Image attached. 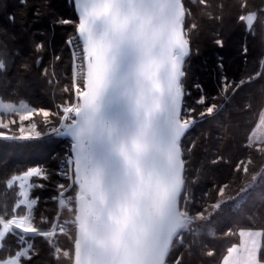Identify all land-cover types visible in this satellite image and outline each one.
I'll use <instances>...</instances> for the list:
<instances>
[{"label": "snow or ice", "instance_id": "obj_1", "mask_svg": "<svg viewBox=\"0 0 264 264\" xmlns=\"http://www.w3.org/2000/svg\"><path fill=\"white\" fill-rule=\"evenodd\" d=\"M68 3L73 15H54L52 25L73 29L64 41L70 74L56 71L63 56L55 54L40 73L54 90L66 81L59 101L45 108L0 95V129L11 132L0 131V139L68 140L63 153L51 157L57 161L55 169L36 165L5 179L6 189H16L17 201L10 212L7 205L0 210V264H32L40 254L36 238L48 245L57 264H185V253L191 255L196 240L211 233L213 220L225 207L240 208L258 178L264 182V111L247 137L245 158L235 162L226 182L213 184L216 199L195 208L192 185L197 179L190 181L188 176L195 142L190 147L185 141L198 120L214 117L221 106L209 104L198 83L193 87L201 92L195 101L200 110L186 103L191 95L185 83L187 62L198 28L188 23L190 8L185 0ZM240 7H248L246 0ZM41 14L39 8L34 11L37 18ZM9 20L15 22V17L10 15ZM238 21L249 32L257 23L264 27V9L241 14ZM216 44L223 46L219 39ZM45 48L41 41L34 51L39 55ZM242 51L247 54L246 46ZM13 64L7 45L0 43V80H9ZM34 64L41 66L42 59ZM219 67L225 97L264 78L258 71L230 81L223 65ZM23 68L31 71L32 65ZM258 91L264 97V85ZM249 150L257 151L259 160ZM219 162L230 163L220 155L211 161ZM257 164L259 171L254 170ZM53 176L56 195L51 199L57 210L53 217L40 213L45 227L35 223L39 197L31 193L47 187ZM230 234L238 235L239 243L226 248L219 264H264V224L259 230L241 228L238 233L228 229L225 235ZM187 235L193 237L192 243H186ZM9 237L15 239V248L6 243ZM59 237L67 247L61 246Z\"/></svg>", "mask_w": 264, "mask_h": 264}, {"label": "trees", "instance_id": "obj_2", "mask_svg": "<svg viewBox=\"0 0 264 264\" xmlns=\"http://www.w3.org/2000/svg\"><path fill=\"white\" fill-rule=\"evenodd\" d=\"M244 0H205V3L192 4L185 0L186 6L191 10L192 17L188 23L198 25L192 34L191 55L187 62L186 86L191 95L187 96L188 106H199L195 101L201 92L193 85L198 83L202 87L203 95L209 104L216 103L221 106L212 118L199 121L191 129L185 143L192 146L189 156L188 176L191 181L196 177L197 183L192 185L196 198L195 208L203 206L206 200L211 203L216 199L213 184L226 182L230 178L232 168L236 161L245 158L244 145L247 137L254 129L264 107V97L259 94V87L264 85V78L247 84L234 95L227 97L220 88V64L223 73L229 80L240 81L242 78L253 76L256 72H264V27L257 23L253 32L246 30L245 25L238 21V16L246 12H258L264 9V0H246L248 7L241 9ZM39 8L41 16H34ZM15 17V22L9 16ZM54 15L71 17L72 7L68 0H0V43L7 45L8 53L14 57V64L9 73V80H0V95L23 98L40 107L50 108L53 101H59L60 86L55 90L41 77V71L49 65L53 55H62L63 59L57 65L58 73L69 72L70 54L64 41L73 32L71 27H53ZM223 42L218 46L216 40ZM45 42L46 48L39 55L35 53V43ZM246 46L247 54L242 49ZM42 59V65L37 67L34 62ZM32 65L31 71H25L23 65ZM16 94L13 96V94ZM216 99L213 100L212 98ZM247 105V107H246ZM40 121L42 117H35ZM67 139H42L36 142H14L0 139V210L7 205L10 212L17 200L15 188L6 189L4 181L10 175L36 165H46L52 169L57 161L52 160L54 153H62ZM259 160V153L249 150ZM223 156L230 163L219 162L215 165L211 161L217 156ZM200 171L197 172L196 170ZM255 171H259L257 164ZM57 177L44 189H36L31 194L39 197L38 205L34 211L35 221H40V213L53 217L56 205L50 196L56 193L55 183ZM235 187V186H234ZM210 196H203L204 193ZM232 195L235 194L233 191ZM40 225L41 222L39 223ZM264 224V182L259 178L257 186L251 191L246 203L238 209L230 205L225 207L222 215L216 217L211 225V233L202 235L195 244L185 253V264H219L226 248L237 241L238 235H225L228 229L238 233L241 228L254 227L259 229ZM46 227V225H43ZM64 239V238H63ZM65 240V239H64ZM186 243H192L193 237L187 235ZM40 251L32 264H57L51 259L48 245L40 238L35 239ZM62 238L59 237V243ZM13 248L16 246L14 238L6 241ZM213 251L209 257L207 251ZM175 255V253H174Z\"/></svg>", "mask_w": 264, "mask_h": 264}, {"label": "rangeland", "instance_id": "obj_3", "mask_svg": "<svg viewBox=\"0 0 264 264\" xmlns=\"http://www.w3.org/2000/svg\"><path fill=\"white\" fill-rule=\"evenodd\" d=\"M72 33V32H71ZM71 33L69 34V35H71ZM68 35V36H69ZM68 36H67V38H68ZM66 38V39H67ZM69 51V50H68ZM69 54H70V52H69ZM70 63H71V58H70ZM262 111H264V107L262 108V110H261V112ZM261 114V113H260ZM258 122H259V120H258ZM258 122L256 123V125H255V127L258 125ZM25 123H27V122H25ZM18 124H19V122L17 123V125H13L12 126V130H15L17 127H18ZM254 127V128H255ZM257 130H259V129H257ZM0 131H4V132H7V133H9V134H11V132H10V130H4V129H0ZM68 141V140H67ZM68 143V142H67ZM67 143H66V145H67ZM66 145H65V147H66ZM65 147H64V149H65ZM64 149L61 151L62 153H63V151H64ZM61 153V154H62ZM52 195H56V193H53ZM50 199H51V196H50ZM17 201V200H16ZM16 201H15V203H16ZM51 201H52V199H51ZM55 205H56V209H55V211L57 210V204L55 203ZM34 216H35V213H34ZM54 216V215H53ZM36 218V217H35ZM41 221H39V222H36L35 221V223H37V224H39ZM41 226H43V225H41ZM257 230H259V229H257ZM60 238H62V244H61V246L62 247H67V243H66V241L63 239V237H60ZM234 243H239V237L237 238V241L236 242H234ZM62 259H63V257H62Z\"/></svg>", "mask_w": 264, "mask_h": 264}, {"label": "built area", "instance_id": "obj_4", "mask_svg": "<svg viewBox=\"0 0 264 264\" xmlns=\"http://www.w3.org/2000/svg\"><path fill=\"white\" fill-rule=\"evenodd\" d=\"M53 196H55V195H51V198H52Z\"/></svg>", "mask_w": 264, "mask_h": 264}]
</instances>
